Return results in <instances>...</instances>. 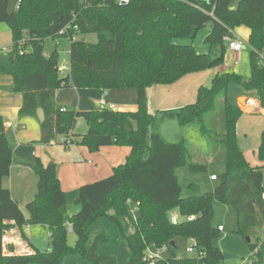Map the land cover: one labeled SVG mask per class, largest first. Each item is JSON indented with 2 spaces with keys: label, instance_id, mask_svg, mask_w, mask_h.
I'll return each mask as SVG.
<instances>
[{
  "label": "trees",
  "instance_id": "16d2710c",
  "mask_svg": "<svg viewBox=\"0 0 264 264\" xmlns=\"http://www.w3.org/2000/svg\"><path fill=\"white\" fill-rule=\"evenodd\" d=\"M21 0L10 10L9 0H0V23L9 26L12 43L8 61H0V76L9 77L12 85L5 89L21 97L18 118L43 113L44 143L60 137L72 138L73 144L91 153L107 147H126V162L102 180L83 185L76 203L80 211L66 224L63 209L67 197L61 187L58 166L37 159L35 196L23 210L4 186L10 176L14 151L6 136L0 114V264H64L66 257L79 255L90 264H118L115 257L99 254L106 239L98 234L89 243V228L99 219L109 218L123 229L130 219L127 202L138 205L133 232L125 236L131 252L126 264H147L149 248L167 245L170 256L156 264H223L225 255L215 245L220 232L214 226V202L232 207L236 212V233L246 238L251 230L264 232V129L257 150L260 166H252L238 143V123L243 115L239 105L229 99L232 84L243 94L256 98L264 108V0ZM245 27L250 31V76L233 71L217 72L211 87L201 86L196 101L168 115L182 125L199 122L210 144L208 162L193 152L185 142L168 144L152 131L155 117L149 112L147 90L155 86H172L191 74L206 72L226 64L225 40ZM76 28V29H75ZM210 28L205 43L213 48L222 45L220 57L200 54L193 45L176 40H194ZM67 30V32H66ZM95 34L97 42L74 39ZM70 40V73H59L57 47L46 55V41ZM136 90L137 110L130 112L97 108L90 111L57 107V92L65 88ZM222 98V116L217 117V101ZM84 121L88 131L74 133ZM79 137V141H75ZM208 166L224 167L216 177L215 189L204 196L183 197L176 171L187 167L191 172H207ZM212 177V176H211ZM194 216L193 221L177 225L171 215ZM46 226L51 250L41 251L29 244L26 253H5V236L13 228ZM69 228L76 238L69 245ZM195 241L204 251L202 259L178 257L177 240ZM264 260V241L249 242V260Z\"/></svg>",
  "mask_w": 264,
  "mask_h": 264
},
{
  "label": "rangeland",
  "instance_id": "374dc122",
  "mask_svg": "<svg viewBox=\"0 0 264 264\" xmlns=\"http://www.w3.org/2000/svg\"><path fill=\"white\" fill-rule=\"evenodd\" d=\"M10 1V10L16 9L18 0H9ZM239 0H233L232 8H236L238 5ZM210 33V28H205L201 30L194 40L191 39H182L176 40L177 44L180 45H193L194 48L200 54H210L213 59L218 58L222 54V45H217L213 48H210L209 45L205 43L206 37ZM76 39L85 40L89 43H96L97 36L95 34L89 35H79L76 36ZM12 43V33L10 28L5 23H0V46L4 47L0 51V61L7 62L8 61V54L7 48L8 45ZM6 46V47H5ZM226 46V56L225 62L227 64L226 70L233 71L237 74L242 76H250V52L251 48L248 46L244 47L243 51L240 53H233L228 48V42H225ZM1 47V48H2ZM55 47L58 48L60 54V63L59 65L65 64L68 68L71 66L70 62V40L66 37L58 38L57 41L47 40L46 41V55H50ZM264 57V53H263ZM238 65H235V63ZM216 69L208 70L206 72L196 73L188 75L187 77L183 78L178 83L172 86H156L158 87L157 90V104L158 105H166L167 107L172 106H184L188 104H192L196 101L197 91L198 89L203 87H211L212 85V76ZM3 85V89H7L12 85V80L9 77H2L0 76V86ZM65 89H75V88H65ZM116 91V90H115ZM4 92L0 93V98L5 96L3 100L6 101V105L2 104V108H7L3 112L7 114H13L14 112V104L15 102L8 98ZM244 95L239 86L232 84L229 88V99L233 104L239 105L243 110V115L238 123V143L250 160V162L257 163V150L258 146L261 141V133L264 129V112L261 110V103L256 98L246 97L243 103H239V98ZM16 99V98H14ZM248 100H256L259 103V108L255 109L254 111L251 110L246 106ZM2 101V100H0ZM222 98L219 97L217 101V112L215 113L217 117L222 116L223 108H222ZM149 105V100H148ZM123 107L122 105L119 108ZM124 108V107H123ZM263 108V107H262ZM260 111V112H259ZM172 114V113H170ZM175 114V113H174ZM168 119V123L164 126L165 131L168 133L173 131L175 127H178L183 135H185V139H182L179 143L185 142L191 145L193 152L200 154L207 162L208 160L211 161L212 153L210 144L207 141L205 135L201 132V127L199 122L180 125L177 120L174 118ZM84 127H79L80 131L86 129L85 123ZM7 138H13L11 135V131L8 133L6 131ZM12 136V137H11ZM33 136L36 140L41 138V135L37 134V132L33 133ZM79 137L77 141H79ZM177 143V144H179ZM170 144V143H168ZM81 146V145H79ZM79 146L72 147L70 150L66 149L64 145H54V147L49 150H46L49 155L54 156V159L57 162H65L66 160H71L77 152L76 149ZM39 156H42L43 160L46 159V153L44 149L41 148L37 149ZM93 154V153H92ZM257 159H256V158ZM94 156L91 157V160ZM61 164V163H60ZM221 168L217 166H208L207 172L201 173H194L191 172L187 167H180L177 169L176 174L179 180V184L182 189L183 197H187L189 195L193 196H204L211 192L212 185L216 186L217 182L212 184L210 180L211 174L220 175ZM112 174V173H111ZM107 177H109L111 175ZM105 177V178H107ZM78 194L72 193L69 191L67 193V204L64 207L63 211H66L65 221L68 225V219L73 216L72 210L74 207H78L76 200ZM213 209L215 213L214 218V226L218 228L219 226H224L225 231L220 233L219 237L215 239V245L221 249L224 255H230L229 259H225L223 264H244V261L249 257V242L247 238L237 234L236 231V212L235 210L227 205L221 204L219 202H214ZM173 213L179 214L177 211ZM125 222L130 224V228L132 226V219H125ZM123 229L119 226V224L113 222L109 218L99 219L95 224H93L89 228L90 237L89 243L92 244L93 240L98 234H101L106 239V244L103 245L100 250L99 254L104 257H115L118 261V264H126L131 258V252L127 245L125 236L129 234L130 229L129 227L122 221ZM48 233L46 238L40 239L38 243L39 247H42L44 243H49L47 240ZM250 242L252 244L260 245L264 241V232H259L257 230H251L249 232ZM49 239V238H48ZM77 238L76 236L69 232L68 235V243L71 246L76 244ZM178 250L177 253L180 255L178 257H186L190 258L193 255L187 252V249L193 245V241L189 239H179L177 240ZM259 253V249H257L253 253V257H256L255 264H264V260L261 262L259 257L257 258V254ZM170 253H164V257L168 258ZM264 256V254H263ZM254 261V260H253ZM64 264H90L86 261L83 257L79 255H70L65 258ZM254 264V263H253Z\"/></svg>",
  "mask_w": 264,
  "mask_h": 264
},
{
  "label": "crops",
  "instance_id": "0c3cea01",
  "mask_svg": "<svg viewBox=\"0 0 264 264\" xmlns=\"http://www.w3.org/2000/svg\"><path fill=\"white\" fill-rule=\"evenodd\" d=\"M234 33L237 36L243 37L247 41L250 36V31L245 27L236 29ZM10 45H8L7 54L9 52ZM1 47L2 46H0V51H2V49H5L4 47ZM226 67L227 64L223 65L220 68H217L212 76V79L217 72L226 70ZM157 90L158 87L156 86L147 90L149 112L155 117V123L152 126V131L161 135V137L167 143L177 144L182 139L186 138L185 135L182 134L178 127H175L173 131L167 133L164 126L169 122L168 119L172 118L168 117V115H171L170 113L176 114L183 106L176 105L167 107L166 105H158ZM2 92L7 94L6 96L15 102L13 106V114H7L3 112L7 108H2L3 106L1 104L4 103L6 105V101L3 100L5 96L0 98V100H2L0 101V114L2 115L5 122L6 131L8 133L11 131V135L13 136V138H9L8 140L14 151V158L10 176L4 181V186L10 190L12 198L19 203L20 207L23 210L35 196L37 188V176L35 173L34 164L37 159H40L44 164H48L50 162H54L57 164L61 187L67 197V193L69 191L78 194L79 189L83 185L94 183L96 181L104 179L109 175V173L111 174L113 172L114 168L123 165L130 155V149L126 147L121 148L113 146L102 148L99 152L92 154L86 147L79 146L78 144H73L72 147H74L75 145V147L79 146V148L76 149L77 153L73 157H71V160H66L65 162H57V160L54 159V156L49 155L46 150H49L50 148L52 149L54 145H60V143H54L55 140H53L50 144L44 143L46 131L42 127L43 113L40 111L38 112L36 117L19 119L18 112L22 105L21 97L3 89V85L0 86V93ZM243 97L246 98L249 96H241V98L238 99L239 103ZM101 100H105L110 104H114L116 107L115 111H136L138 93L136 90H113L104 92L99 89H61L57 92V107L60 110L70 109L74 111H90L100 108L99 104ZM120 105H122L124 108H119ZM261 110L264 112V108H262V106ZM174 120L176 119L174 118ZM83 123L85 122L80 121L78 123L74 131L76 135L82 136L87 133V125L85 130L80 131L79 127H84ZM34 132H37V134L41 135V138L36 140L33 136ZM75 141L77 143L76 138ZM72 147L65 148L70 150ZM39 148H41L42 150L44 149L45 153L47 152L45 155L46 159L43 160L42 156H39L37 151V149ZM243 154L245 155L244 152ZM92 156H94V158L91 160ZM245 157L252 166L261 165L260 161L256 157L255 158L258 160L257 163H251L246 155ZM220 168V174H222L224 172V167ZM213 175L216 174H211L210 180L211 176ZM211 182L213 184L216 181L211 180ZM214 189L215 186L212 185L211 192ZM78 211H80V206L74 207L72 213H77ZM64 213H66V211H63V215L65 216ZM47 233L49 238H47V240L49 241V243H44L42 247H39L38 243L40 242V239L46 238ZM29 244L35 246L41 251H50L51 241L49 229L43 225L27 226L24 227L23 230L17 227L13 228L5 236V253H26L30 250ZM177 255L180 256L178 253Z\"/></svg>",
  "mask_w": 264,
  "mask_h": 264
},
{
  "label": "built area",
  "instance_id": "2783aa9c",
  "mask_svg": "<svg viewBox=\"0 0 264 264\" xmlns=\"http://www.w3.org/2000/svg\"><path fill=\"white\" fill-rule=\"evenodd\" d=\"M20 1L21 0H18V4L20 3ZM118 2L120 4H129L130 0H118ZM18 4H17V6H18ZM66 32H67V30H66ZM74 39H76V37H74ZM225 41L228 42V48L233 53H240L243 51L244 47L249 46L247 40H245L243 37L235 35V33H234V37L227 38ZM262 58L264 60L263 55H262ZM235 65H238V63L236 62ZM70 70H71L70 67L68 68L65 64L59 65V73L63 77L67 76L70 73ZM99 105H100V108H102V109H109L112 111L116 110V107L114 104H110L105 100H101ZM246 106L254 111L255 109L259 108V103L256 100H248ZM65 111H67V109L61 110V112H65ZM56 142L64 145L65 147H70L73 145L72 138H70V137H60L54 141V143H56ZM211 180L216 181L217 179L215 176H212ZM127 205H128V209H129V213H130V218L132 219V221L135 222L136 219L138 218V205L131 200H129L127 202ZM194 219H195L194 216L181 217L177 213H173L171 215V222L175 225H177L183 221H189L190 222V221H193ZM218 229L220 232L225 231L224 226H220ZM69 231L71 232L72 230L69 228ZM130 232L131 233L133 232V225L130 228ZM187 252L192 254L193 255L192 257L198 258L199 260L205 256L204 251H201L198 249L195 241H193V245L187 249ZM164 253H170L169 247L167 245H164L160 248H149L146 252L144 261L147 264H156L159 260L165 258ZM253 263H254V261L249 260V259L244 261V264H253Z\"/></svg>",
  "mask_w": 264,
  "mask_h": 264
},
{
  "label": "water",
  "instance_id": "95a60500",
  "mask_svg": "<svg viewBox=\"0 0 264 264\" xmlns=\"http://www.w3.org/2000/svg\"><path fill=\"white\" fill-rule=\"evenodd\" d=\"M245 99H246V98L243 97V98L240 100V103H243V101H244ZM247 241L250 242V239L247 238ZM230 257H232V256H230V255H225V259H229Z\"/></svg>",
  "mask_w": 264,
  "mask_h": 264
}]
</instances>
